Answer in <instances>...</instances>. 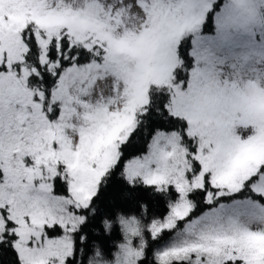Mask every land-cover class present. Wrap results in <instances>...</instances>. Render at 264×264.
Wrapping results in <instances>:
<instances>
[{
	"label": "snow or ice",
	"instance_id": "1",
	"mask_svg": "<svg viewBox=\"0 0 264 264\" xmlns=\"http://www.w3.org/2000/svg\"><path fill=\"white\" fill-rule=\"evenodd\" d=\"M0 264H264V0H0Z\"/></svg>",
	"mask_w": 264,
	"mask_h": 264
}]
</instances>
